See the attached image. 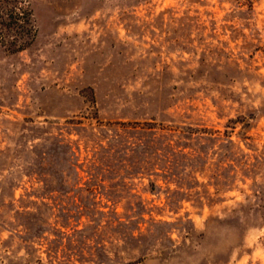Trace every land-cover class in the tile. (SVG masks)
<instances>
[{"label": "rangeland", "instance_id": "rangeland-1", "mask_svg": "<svg viewBox=\"0 0 264 264\" xmlns=\"http://www.w3.org/2000/svg\"><path fill=\"white\" fill-rule=\"evenodd\" d=\"M0 264H264V0H0Z\"/></svg>", "mask_w": 264, "mask_h": 264}, {"label": "trees", "instance_id": "trees-1", "mask_svg": "<svg viewBox=\"0 0 264 264\" xmlns=\"http://www.w3.org/2000/svg\"><path fill=\"white\" fill-rule=\"evenodd\" d=\"M7 11L8 18L11 21H23L24 23H28L30 20L29 15H20L14 8L7 9Z\"/></svg>", "mask_w": 264, "mask_h": 264}]
</instances>
